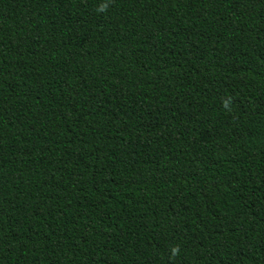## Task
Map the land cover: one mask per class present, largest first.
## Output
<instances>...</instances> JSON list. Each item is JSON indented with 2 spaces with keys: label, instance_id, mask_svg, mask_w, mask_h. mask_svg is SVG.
Here are the masks:
<instances>
[{
  "label": "trees",
  "instance_id": "trees-1",
  "mask_svg": "<svg viewBox=\"0 0 264 264\" xmlns=\"http://www.w3.org/2000/svg\"><path fill=\"white\" fill-rule=\"evenodd\" d=\"M0 264H264V0H0Z\"/></svg>",
  "mask_w": 264,
  "mask_h": 264
},
{
  "label": "clouds",
  "instance_id": "clouds-1",
  "mask_svg": "<svg viewBox=\"0 0 264 264\" xmlns=\"http://www.w3.org/2000/svg\"><path fill=\"white\" fill-rule=\"evenodd\" d=\"M175 251H176V250H175V249H173V252H174V253H175Z\"/></svg>",
  "mask_w": 264,
  "mask_h": 264
}]
</instances>
